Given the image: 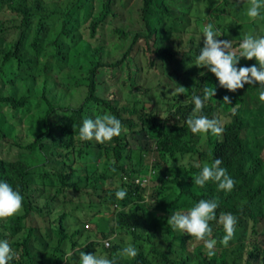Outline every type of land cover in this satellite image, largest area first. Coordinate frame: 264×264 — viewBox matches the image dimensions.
<instances>
[{"label": "trees", "instance_id": "trees-1", "mask_svg": "<svg viewBox=\"0 0 264 264\" xmlns=\"http://www.w3.org/2000/svg\"><path fill=\"white\" fill-rule=\"evenodd\" d=\"M127 1L119 3L124 7ZM222 1L223 9L218 0H141L138 28L116 26L114 42L104 53V36L98 33L111 21L108 17L116 16L111 0H0V139L16 147L13 159L0 152V181L24 197L21 215L0 220V240L7 239L16 253L10 264H35L32 248L37 246L32 241L43 248L50 245L49 261L54 264H67L65 253L75 248H84L86 254L94 248L91 254L116 258V264H264V102L257 96L261 86L245 84L230 92L206 67L191 65L204 46L202 29L212 13L232 10L209 23L240 27V16L256 36H264V19L253 21L243 6H234L247 0ZM184 32L189 36L182 44ZM119 46L124 50L113 61L108 53ZM254 64L255 59L241 57L237 67ZM63 66L71 77L62 73ZM117 72L127 79L121 77L117 92L108 94L105 78L110 81ZM143 74L155 76L156 85L141 84ZM177 76L184 94L175 93ZM206 87L215 88V96L202 114L228 121L222 142L211 133L194 135L186 124L194 108L192 96L203 98ZM254 89V96L247 92ZM150 94L154 107L144 104ZM226 95L230 104L223 101ZM104 114L121 121V135L105 144L81 141L84 119ZM128 133L135 142H123ZM138 133L142 139L132 136ZM215 158L236 182L230 193L218 190L212 181L203 188L194 182L202 166ZM145 176L148 182L142 184ZM120 189L127 192L123 200L115 196ZM82 195L96 196L112 212L104 226L102 218L93 215L101 239L116 237L111 247L86 233L84 224L92 219H78L84 208L76 199L87 200ZM201 199L218 201L217 218L221 213L238 218L231 248L219 243L222 225L210 222L211 238L218 241L212 258L202 241L168 224L172 214L187 212ZM27 215L42 219L43 233L26 224ZM249 221L256 234L250 239ZM83 233L84 241L79 238ZM129 244L138 250L137 257L120 258L118 253ZM71 258L79 260L77 254Z\"/></svg>", "mask_w": 264, "mask_h": 264}, {"label": "clouds", "instance_id": "clouds-1", "mask_svg": "<svg viewBox=\"0 0 264 264\" xmlns=\"http://www.w3.org/2000/svg\"><path fill=\"white\" fill-rule=\"evenodd\" d=\"M247 16L249 19L256 21L264 19L261 11L264 10V0H247ZM204 37V46L200 49L197 55L195 65L206 67L218 80L219 86L227 89L230 92H235L238 89L248 85H260L259 100L264 102V36H256L253 34H245L243 41L239 45L238 50H232L230 40L217 39L224 35L212 23L206 24L202 29ZM246 60L255 59L256 64L251 66L237 67L240 58ZM204 75V73H201ZM186 88L181 86L175 90L177 94H184ZM203 98L197 95L192 96L194 108L191 116L186 120L191 133L203 134L207 136L211 133L221 142L225 131L227 120L214 117L208 118L203 115L205 103L215 96V88H204ZM226 104H230V97H223ZM236 108L233 107L232 115L236 114ZM122 124L114 115L104 114L96 116L95 119L85 118L82 126L79 129V139L81 141L94 140L98 144L109 143L114 137H118L122 132ZM222 160L215 158L209 165L205 163L202 168L199 163L194 166L201 168L198 175L195 176L194 182L197 186L203 188L209 181L215 182L217 189L230 193L235 187V180L228 175L227 170L221 167ZM127 195L126 190H117L115 196L117 199L123 200ZM24 197L19 191L13 190L12 186L5 181H0V220L21 215L23 212ZM219 204L216 199L206 200L201 199L190 210L185 213H174L168 218V224L180 234L192 236L196 241L203 242L206 250V255L212 258L216 255L215 248L218 243L212 237V227L210 222L216 221L222 225L224 235L219 240V243L228 247L229 242L234 239L238 218L232 213H221L217 218L216 209ZM116 237H110L109 241H105V247H111V241ZM79 252V264H116V258L109 259L106 255L86 254L80 249L74 250ZM74 252H69L67 259L74 255ZM138 255V250L133 245L129 244L124 247L118 256L124 259H135ZM16 258V253L11 247L7 239L0 240V264H10Z\"/></svg>", "mask_w": 264, "mask_h": 264}, {"label": "rangeland", "instance_id": "rangeland-1", "mask_svg": "<svg viewBox=\"0 0 264 264\" xmlns=\"http://www.w3.org/2000/svg\"><path fill=\"white\" fill-rule=\"evenodd\" d=\"M219 3H221V5L219 6L220 9L222 8H225V5L222 4V0H218ZM140 5H141V0H128L126 5H124V7L119 3V0H111V3H110V7L111 9H114L115 12H116V16H110L108 17V20H111V21H107L102 29L100 30V32L98 33V35H101V36H104V43L106 44L104 46V49H107L106 51H104V53H107V51H110L108 48V44L114 42L113 40L115 39L114 37L117 35L116 32H114V28L116 26H121V25H124V24H127L129 26V28L131 29H136L138 28V22H139V11H140ZM186 5V4H185ZM236 8L239 7V6H243L244 7V11L246 12L247 11V8H248V5L247 3L243 2V3H240V4H235L234 5ZM191 15H193L192 13H190ZM220 14H223V15H226V14H232V10H227V11H222V12H217V13H212V18H209L207 17V19H205V24L209 23L210 20H212L214 17H220ZM240 15V14H239ZM232 19V18H231ZM231 19H225V21L229 24ZM236 19H237V23H242L243 25L240 26V27H237L236 25H221V26H217L215 25L214 23H212L217 29L222 30V29H225V32L224 34H226L228 37L225 38V40H230L231 41V44H232V50H238L239 49V45L240 43L243 41L244 39V36L245 34H253L255 35V30H253V26H250V25H245L244 24V21L242 20V17L240 16H236ZM191 21L192 23L190 22V28H193L194 25H195V19L193 18V16H191ZM200 29H198V33L199 35H201V32L199 31ZM239 34V35H238ZM243 36V37H240L238 38V36ZM188 32H184L183 33V37L181 39V41L179 43H182V44H185L187 43V39H188ZM217 39H221V38H218ZM120 48L117 49L116 51H113V53H108L109 57L115 61L116 59L120 58L121 57V54L124 50V47L123 46H119ZM105 59H107L105 57ZM104 61H108V60H104ZM139 61V60H138ZM196 62V61H195ZM195 62L192 61L191 65L192 64H195ZM185 66H188V65H185ZM196 68H198L196 66ZM200 68H203V67H200ZM166 70L171 72V68L170 66H167L166 67ZM182 67H181V70L180 72H182ZM62 73H65V74H69L70 77H71V72L70 70L63 66L62 68ZM111 74V72H109L105 77H109V75ZM159 77V73L157 75ZM123 78L124 80L127 79V77L122 74V73H116L115 77L109 81L108 78H105V84L106 86H108L107 88L109 89L107 91L108 94H113V92H117V83L116 81L119 83V79L120 78ZM191 77L195 78L194 75H191ZM155 79V76H152L151 74H143V79L141 80V84L145 85V86H155L156 83L154 81ZM186 79L189 80V76L186 75ZM174 81V89H178L179 87L183 86L184 87V83L182 81V78L181 76H177L175 77V79H173ZM116 88V89H115ZM257 88V87H255ZM156 88H152V90H154ZM80 93L83 94L84 92V89H82V87H80ZM250 95L254 96V94H256L258 91L257 89H254V90H248L247 91ZM151 97H149V99H146L145 98V102L144 104L148 107H154L153 106V103L150 101V99L153 97L152 94H150ZM258 98H259V93L257 94ZM155 97H153L154 99ZM119 101H122V102H125L123 101L122 99H120ZM163 107L165 108L166 106L163 105ZM166 109V108H165ZM160 112L162 114H164L163 110H160ZM165 115V114H164ZM123 129V128H122ZM131 134L128 133L127 135H123V142H125V139H131L132 142H135L131 136ZM132 136H135L136 138L138 139H142L143 136L138 133V134H134ZM135 139V138H134ZM28 141V140H27ZM0 144H1V150L0 152H3V154L9 158V159H13L14 157V153L16 152V147L15 146H12L10 145V140H5V142H1V139H0ZM130 146H133V143H130L129 144ZM206 147V146H205ZM7 149L9 152H7ZM110 185V183H109ZM38 192H34V194H37ZM84 196V195H82ZM87 198L84 199V198H77L76 200L78 201V205L81 207V208H84L82 209L83 211H78V219L81 220L82 218H86L87 221L89 219H92L91 222H88V224H84V228H86V230H89L87 231L86 233L88 234V232H90V234H92V236H95L100 239L99 241H102V242H105V241H109V239H101V235L99 234V232H97V226H96V219H94V216L93 215H96V216H100L102 218V221L101 223L103 224L104 226V219H107V222L109 223V218L111 217L112 215V212H110L108 209H106L103 205H101L98 200H97V197L94 196L93 198L89 199V197L87 196H84ZM43 197H40L39 201H42ZM80 200H85V201H80ZM98 211V212H97ZM109 217V218H108ZM25 222L26 224L28 225H33V226H37L39 229H40V232H44V227H43V222H42V219L39 218V216L37 215H27L25 217ZM110 222H112V220L110 219ZM247 233L249 234L248 235V239L252 238V237H255L256 234H254L253 232V229H252V226H251V221H249L248 223V229H247ZM84 233L83 235L81 234L80 235V239H82V241L86 240V238H84ZM32 243L37 246V249H33L32 248V252L35 253L34 257L32 258L34 260V263L35 264H54V263H51L49 261V257L50 256H53V253H52V248L50 247V245H47V248H43L41 244H39L38 242H34L32 241ZM235 241H231L229 242V246L228 248H231L233 247L235 244ZM263 244V243H262ZM69 246V244L67 245V247ZM264 248V244L262 246ZM38 249H43L42 252H38L37 250ZM76 249H80L81 251L84 252V248H75L73 250L71 249H68L65 253V259L66 257L68 256V253L69 252H74V250ZM95 249L93 248L91 250V253H93ZM96 255H99V252L98 251H95ZM77 254V256H79V252H74V255ZM101 255V254H100ZM99 255V256H100ZM68 261H63L64 263H67V264H79V260L78 261H75V259L73 258H69L67 259ZM26 264H29V263H26Z\"/></svg>", "mask_w": 264, "mask_h": 264}, {"label": "built area", "instance_id": "built-area-1", "mask_svg": "<svg viewBox=\"0 0 264 264\" xmlns=\"http://www.w3.org/2000/svg\"><path fill=\"white\" fill-rule=\"evenodd\" d=\"M146 182H148V179H147V177L145 176V177H143V179L141 180V183H142V184H145Z\"/></svg>", "mask_w": 264, "mask_h": 264}]
</instances>
